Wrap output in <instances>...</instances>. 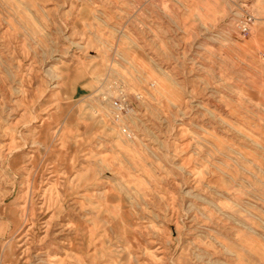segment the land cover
Here are the masks:
<instances>
[{
  "label": "rangeland",
  "instance_id": "obj_1",
  "mask_svg": "<svg viewBox=\"0 0 264 264\" xmlns=\"http://www.w3.org/2000/svg\"><path fill=\"white\" fill-rule=\"evenodd\" d=\"M0 264H264V0H0Z\"/></svg>",
  "mask_w": 264,
  "mask_h": 264
},
{
  "label": "built area",
  "instance_id": "obj_2",
  "mask_svg": "<svg viewBox=\"0 0 264 264\" xmlns=\"http://www.w3.org/2000/svg\"><path fill=\"white\" fill-rule=\"evenodd\" d=\"M255 17L251 14H246L236 22V32L242 37H248L252 33V28L255 24ZM106 98V97H104ZM129 111V103L126 94L123 91L111 103V115L113 119L120 121Z\"/></svg>",
  "mask_w": 264,
  "mask_h": 264
}]
</instances>
